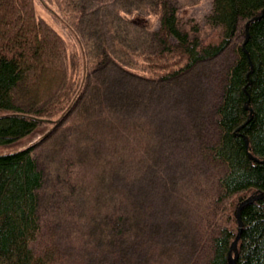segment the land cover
I'll return each instance as SVG.
<instances>
[{
	"label": "trees",
	"instance_id": "obj_1",
	"mask_svg": "<svg viewBox=\"0 0 264 264\" xmlns=\"http://www.w3.org/2000/svg\"><path fill=\"white\" fill-rule=\"evenodd\" d=\"M117 9L145 27L149 48L124 47L128 60H123L99 34L94 47L102 43L103 52L94 60L79 24L76 54L36 16L34 0H0V146H14L41 126L60 122L106 59L139 77L167 81L230 54L206 122L216 135L210 142L199 139L200 165L188 188L179 190L185 205L195 209L186 205L193 244L189 264L199 259L200 264H229L237 232L236 264H264V197L245 203L236 219L247 197L264 196V0H211L204 25L190 22L189 29L169 0H154L142 10ZM145 15L157 17L156 25L140 23ZM82 54L88 59L83 65ZM32 149L0 153V264H52L57 257L54 244L41 240L47 228L39 203L44 173ZM119 219L121 214L109 213L111 233ZM117 233L125 237L126 230Z\"/></svg>",
	"mask_w": 264,
	"mask_h": 264
},
{
	"label": "rangeland",
	"instance_id": "obj_2",
	"mask_svg": "<svg viewBox=\"0 0 264 264\" xmlns=\"http://www.w3.org/2000/svg\"><path fill=\"white\" fill-rule=\"evenodd\" d=\"M169 1L185 27L204 25L211 0ZM150 4L154 0H34V10L68 51L79 50V24L92 59L103 52L102 43L94 47L100 34L128 60L123 48L148 49L149 32L117 8ZM144 18L143 25L157 23L153 15ZM229 55L167 81L139 77L106 59L60 122L41 126L14 146H0V153L33 146L44 173L39 203L47 228L41 240L56 248L52 264H146V258L147 264H189L191 215L179 190L188 188L200 165L199 139L210 142L216 135L206 122ZM86 60L82 54L80 63ZM111 212L121 214L114 233L108 229ZM122 228L125 237L117 233Z\"/></svg>",
	"mask_w": 264,
	"mask_h": 264
},
{
	"label": "water",
	"instance_id": "obj_3",
	"mask_svg": "<svg viewBox=\"0 0 264 264\" xmlns=\"http://www.w3.org/2000/svg\"><path fill=\"white\" fill-rule=\"evenodd\" d=\"M244 29L246 31L247 24L244 25ZM246 34H247V32H246ZM263 197H264L263 194H259L258 196H250V197H247L243 202H241L238 209L236 210L237 221L239 222V210L245 203H249L251 201H254L256 199L263 198ZM239 230H240V223H238V231ZM238 239H239V232H237L234 240L232 241V243L230 245V250H229V254H228V263L229 264H236L234 254H236Z\"/></svg>",
	"mask_w": 264,
	"mask_h": 264
}]
</instances>
